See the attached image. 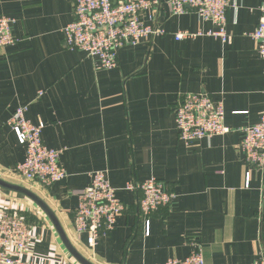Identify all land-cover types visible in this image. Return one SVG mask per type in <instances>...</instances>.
I'll use <instances>...</instances> for the list:
<instances>
[{
  "label": "crops",
  "instance_id": "0c3cea01",
  "mask_svg": "<svg viewBox=\"0 0 264 264\" xmlns=\"http://www.w3.org/2000/svg\"><path fill=\"white\" fill-rule=\"evenodd\" d=\"M153 1L160 4L155 24L166 35L120 49L116 68L97 70L64 44L73 0H0V16L14 20L17 41L0 48V178L40 197L91 264H164L186 258L196 243L205 264H253L264 257V173L245 164L239 142L264 108L263 63L250 37L264 0H232L227 44L206 35L175 41V32L205 34L215 27L190 10L171 16L167 0ZM186 93L222 100L230 132L184 146L173 111ZM22 106L29 122L43 126V144L61 152L67 176L47 188L14 174L25 149L7 122ZM100 170L125 211L90 249L85 235L76 236L73 216L77 194ZM150 178L174 199L147 217L145 235L140 193L124 186ZM6 208L36 230L30 248L36 263L78 264L29 199L0 188V212Z\"/></svg>",
  "mask_w": 264,
  "mask_h": 264
},
{
  "label": "built area",
  "instance_id": "2783aa9c",
  "mask_svg": "<svg viewBox=\"0 0 264 264\" xmlns=\"http://www.w3.org/2000/svg\"><path fill=\"white\" fill-rule=\"evenodd\" d=\"M232 0H167L166 8L171 16H180L192 11L201 22H210L214 31L190 33L178 31L172 34L175 41L194 39L206 35L229 42L226 29L227 12ZM160 9L153 0H73L72 20L63 29L66 48L84 53L94 62L97 70H111L117 67L118 51L135 47L142 40L166 35L165 30L155 24ZM260 17L251 39L255 42L257 54L263 63L264 76V2L259 7ZM14 20L0 16V48L16 44L11 33ZM42 92L38 93L40 97ZM27 107L17 108L7 122L24 146L25 157L18 164L14 174L24 182H37L42 187L66 178L67 174L59 163L60 151L48 149L42 142L41 124L34 125L26 117ZM174 123L180 142L191 147L199 140H209L230 132L224 124L222 100H213L207 94L186 93L179 96L174 107ZM239 150L245 164L264 173V108L259 121L241 130ZM87 187L77 194L78 205L74 212V232L77 237L86 236V245L92 249L99 237H106L113 229L116 219L125 211L124 204L116 197L106 171L89 174ZM248 186V175L246 184ZM125 191L139 192L138 209L145 219V235L148 234L147 217L166 208L174 195L155 178L142 183L127 182ZM12 210V211H10ZM33 229L21 218L20 212L10 208L0 212V264H38L30 254L36 240ZM164 264H205L202 247L194 244V250L184 259H169ZM253 264H264V257Z\"/></svg>",
  "mask_w": 264,
  "mask_h": 264
},
{
  "label": "water",
  "instance_id": "95a60500",
  "mask_svg": "<svg viewBox=\"0 0 264 264\" xmlns=\"http://www.w3.org/2000/svg\"><path fill=\"white\" fill-rule=\"evenodd\" d=\"M0 188L24 196L29 199L32 203H34L48 218L50 223L53 225L56 233L58 234L62 244L68 251V253L76 260L78 264H91L87 259H85L70 243L67 236L64 234L56 216L54 213L49 209V207L44 203V201L38 197L34 192L31 190L24 188L19 185L11 184L6 181H3L0 178Z\"/></svg>",
  "mask_w": 264,
  "mask_h": 264
},
{
  "label": "rangeland",
  "instance_id": "374dc122",
  "mask_svg": "<svg viewBox=\"0 0 264 264\" xmlns=\"http://www.w3.org/2000/svg\"><path fill=\"white\" fill-rule=\"evenodd\" d=\"M34 234H36V230L34 231Z\"/></svg>",
  "mask_w": 264,
  "mask_h": 264
}]
</instances>
